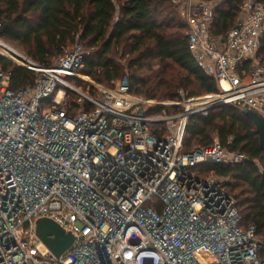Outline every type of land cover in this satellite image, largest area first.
Masks as SVG:
<instances>
[{"label": "built area", "instance_id": "2783aa9c", "mask_svg": "<svg viewBox=\"0 0 264 264\" xmlns=\"http://www.w3.org/2000/svg\"><path fill=\"white\" fill-rule=\"evenodd\" d=\"M171 1L218 92L149 100L130 92L127 77L108 88L80 74L81 44L44 67L0 38V58L36 75L34 86L15 90L0 63V264H264V238L242 226L228 177L198 172L248 156L220 140L184 152L194 114L230 104L264 118V2L242 0L236 24L217 35L223 0ZM70 77L88 78L94 93ZM66 89L91 108L69 116L59 107ZM44 217L76 237L60 257L36 233Z\"/></svg>", "mask_w": 264, "mask_h": 264}, {"label": "trees", "instance_id": "16d2710c", "mask_svg": "<svg viewBox=\"0 0 264 264\" xmlns=\"http://www.w3.org/2000/svg\"><path fill=\"white\" fill-rule=\"evenodd\" d=\"M241 5L242 0H223L216 11L215 34L230 31ZM0 24V38L17 43L44 67L81 44L86 56L79 73L104 87L127 77L131 93L159 102L220 90L219 82L191 52L188 24L171 0H0ZM0 63L12 72L11 88L34 86L33 70L3 57ZM69 80L79 88L88 85L79 77ZM58 91L45 106L53 103ZM66 91L63 108L69 116L84 106L91 108L88 102L79 103L78 94ZM163 109L157 106L152 112L161 114ZM216 136L230 151L244 153L248 159L236 166L207 164L198 170L199 175L230 177L227 187L238 201L242 226L256 225L257 236L264 238V153L256 125L240 107L230 104L216 106L206 115L194 114L186 129L184 152L209 147Z\"/></svg>", "mask_w": 264, "mask_h": 264}, {"label": "water", "instance_id": "95a60500", "mask_svg": "<svg viewBox=\"0 0 264 264\" xmlns=\"http://www.w3.org/2000/svg\"><path fill=\"white\" fill-rule=\"evenodd\" d=\"M242 112L256 125L260 147L264 153V118L248 108L242 109ZM36 233L56 257L64 254L76 240L72 233L61 230L56 226L55 221L46 220L45 218H40L36 222Z\"/></svg>", "mask_w": 264, "mask_h": 264}, {"label": "rangeland", "instance_id": "374dc122", "mask_svg": "<svg viewBox=\"0 0 264 264\" xmlns=\"http://www.w3.org/2000/svg\"><path fill=\"white\" fill-rule=\"evenodd\" d=\"M11 46H13L14 48H16L17 50H19V51H21V52H23V53H25V51L23 50V48H21L17 43H14V42H10V41H7ZM85 80H88V78H86V79H84V81ZM87 82V81H86ZM87 84L88 85H86V86H81V88H82V90L83 91H88L89 90V86H92L91 85V83L89 82H87ZM76 86V85H75ZM78 87V86H77ZM59 99V98H58ZM68 98H66V100H67ZM61 106V108H63V107H65V105H63V104H61L60 105ZM170 109H173V108H166V110H167V113H169V110ZM176 110V112H178L179 110H180V108H177V109H175ZM171 113H174V112H171ZM216 140H219V138L216 136L215 138H214V141L213 142H215ZM231 181V178L230 177H228V183ZM238 190H241V188L240 189H238ZM46 220H51L52 221V219H50V218H48V217H44ZM55 224H56V226L58 227V228H60L61 230L63 229L64 231H66L64 228H62L59 224H57L56 222H55Z\"/></svg>", "mask_w": 264, "mask_h": 264}]
</instances>
